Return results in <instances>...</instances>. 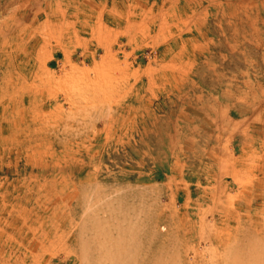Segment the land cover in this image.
<instances>
[{
    "label": "rangeland",
    "instance_id": "374dc122",
    "mask_svg": "<svg viewBox=\"0 0 264 264\" xmlns=\"http://www.w3.org/2000/svg\"><path fill=\"white\" fill-rule=\"evenodd\" d=\"M221 1L0 0V264H264L230 123L264 104V0Z\"/></svg>",
    "mask_w": 264,
    "mask_h": 264
},
{
    "label": "crops",
    "instance_id": "0c3cea01",
    "mask_svg": "<svg viewBox=\"0 0 264 264\" xmlns=\"http://www.w3.org/2000/svg\"><path fill=\"white\" fill-rule=\"evenodd\" d=\"M217 2L219 3V5L222 4L221 0H202V8H206L209 6L215 7L217 6ZM204 19H202V25H205L207 22ZM202 37H205L203 32ZM220 108V110H222V106H220ZM259 110L260 109H257L255 110V112L252 110L250 112H247L246 115H243L242 117H239L237 119L233 118L230 121L232 125L231 129H234L233 133L236 134V137L240 136L239 142H237L240 145L241 149L239 157L243 158V156L245 155L244 152H246L247 155L253 156L254 158L258 157L264 159V104L261 111ZM215 128L218 127L216 126ZM254 131H260L262 133V136H256L254 134Z\"/></svg>",
    "mask_w": 264,
    "mask_h": 264
}]
</instances>
